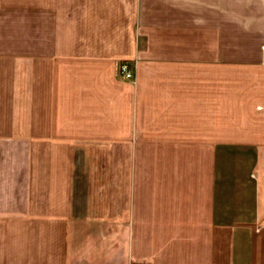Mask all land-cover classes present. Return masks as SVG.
I'll return each instance as SVG.
<instances>
[{
  "label": "crops",
  "instance_id": "0c3cea01",
  "mask_svg": "<svg viewBox=\"0 0 264 264\" xmlns=\"http://www.w3.org/2000/svg\"><path fill=\"white\" fill-rule=\"evenodd\" d=\"M0 264H264V0H0Z\"/></svg>",
  "mask_w": 264,
  "mask_h": 264
},
{
  "label": "built area",
  "instance_id": "2783aa9c",
  "mask_svg": "<svg viewBox=\"0 0 264 264\" xmlns=\"http://www.w3.org/2000/svg\"><path fill=\"white\" fill-rule=\"evenodd\" d=\"M133 64L129 61H121L118 64V72L125 79L133 80Z\"/></svg>",
  "mask_w": 264,
  "mask_h": 264
},
{
  "label": "rangeland",
  "instance_id": "374dc122",
  "mask_svg": "<svg viewBox=\"0 0 264 264\" xmlns=\"http://www.w3.org/2000/svg\"><path fill=\"white\" fill-rule=\"evenodd\" d=\"M134 67V66H133ZM123 77V76H122ZM124 78V77H123ZM125 79V78H124ZM125 80H128V79H125ZM130 83H132V84H135V81H136V79H135V69L133 68V80H128ZM226 113V112H225ZM228 114L230 113V112H227ZM227 120V119H226Z\"/></svg>",
  "mask_w": 264,
  "mask_h": 264
}]
</instances>
